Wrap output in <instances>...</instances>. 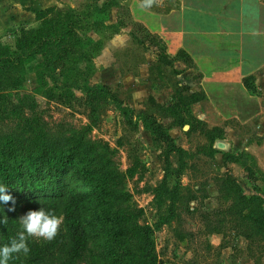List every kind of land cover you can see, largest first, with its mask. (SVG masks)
<instances>
[{
  "label": "rangeland",
  "instance_id": "1",
  "mask_svg": "<svg viewBox=\"0 0 264 264\" xmlns=\"http://www.w3.org/2000/svg\"><path fill=\"white\" fill-rule=\"evenodd\" d=\"M100 1L71 0L85 11L93 10ZM107 1L110 6L105 11L94 12L93 20L104 22L108 27L91 33L100 42L98 55L92 61L95 69L92 76H87L88 73L78 76L75 72L64 76L60 72L58 82L46 75L41 85L37 73L30 72L23 87L5 92L6 96L0 100V162L26 164L36 158L40 163L49 164L50 156H62L69 160L73 171L72 179H66L68 182H76L77 176L93 180L90 184L76 185L83 196V211L91 231L89 251L80 264H114L117 258L112 253L113 248L127 246L136 224L154 229L155 253L161 264H264L263 242L251 243L234 232H229L226 238L219 234L208 235L199 215L186 216L183 228L194 232L195 237L181 241L175 236L178 221L173 217L178 206L176 198L182 193L188 194L189 189H198L201 184L206 185L209 194L203 203V211L213 212L219 208V189L214 180L218 175L234 176L245 194L264 198L261 174L264 172V113L259 121L248 122L224 120L217 115L208 125L218 127L220 131L215 130L211 137L200 132L189 134L182 126L178 128L174 125L179 122L173 115V107L168 108L154 100L147 103L148 91L134 89L128 79V71L134 70L133 75H137L142 84L141 68L147 49L145 38L151 43L159 38L146 35L144 26L134 22L133 0ZM69 5L67 2L63 9ZM133 23L135 35L129 45L112 47L113 58L121 72L116 74L115 83L106 85L104 93L108 97L81 89L80 86L100 89L104 85L102 82L108 76L96 74L101 68L113 75L110 72H114L113 67L105 68L101 55L112 46L116 33ZM15 33L16 29L0 32V42L14 45ZM86 64L82 62L80 66L85 68ZM156 75L169 77L159 70H155ZM246 86L254 98L251 106L264 111V94L254 78L247 80ZM174 91L180 96H188L184 88L177 90L176 87ZM110 97L123 104L126 114ZM225 107L234 108L232 105ZM191 112L193 114L192 104ZM180 114L187 115L186 112ZM143 116L157 120L168 132L174 126L178 131L173 130L171 140L155 137L139 121ZM176 148H183L188 154L180 153ZM231 154L237 157L244 154L248 163L253 160L245 154L254 156L258 180L251 181L242 164L228 161L227 156ZM192 206L196 207L197 203ZM12 207L11 204H0V217L16 213L20 218L26 212V203L9 211ZM19 231L20 228L18 234ZM65 232L62 222L51 240L28 237L27 241L49 248L42 261L30 263L23 250L17 254L23 264H63L66 248L57 237ZM128 249L130 253L135 252L133 245ZM141 255L136 264L145 261ZM7 264H11L10 260Z\"/></svg>",
  "mask_w": 264,
  "mask_h": 264
},
{
  "label": "trees",
  "instance_id": "2",
  "mask_svg": "<svg viewBox=\"0 0 264 264\" xmlns=\"http://www.w3.org/2000/svg\"><path fill=\"white\" fill-rule=\"evenodd\" d=\"M109 6L110 2L106 1L102 7L97 5L91 11L72 7L67 9L54 7L38 11L40 21L38 28H22L14 45L0 42V100L6 96L5 92L23 87L30 72L37 73L41 85L44 84L46 75L53 82H58L60 72L64 76L70 72H75L78 76L84 73L92 76L95 72L92 61L98 55L100 42L95 40L91 33H97L106 26L104 22L93 20L94 12H103ZM82 62L87 63L85 68L80 66ZM80 88L99 96L108 95L104 93L106 85L100 89L85 86ZM187 95H179V103L170 106L175 109L173 115L179 122L174 125L182 127L189 125V134L200 132L209 137L215 130L220 131L218 127L210 128L206 122L192 114L191 104L200 97L195 94ZM110 99H113L118 108L126 114L127 110L119 100L114 97ZM182 112H186L187 115L180 114ZM139 121L143 122L145 128L155 137L171 140L170 132L157 120L143 116ZM176 149L180 153L188 154L183 148ZM243 155L237 157L231 154L227 156V160L242 164L248 171L251 181H257L255 173L258 168L254 167L256 166L254 156L245 154L253 160L252 164L248 163V159L246 160ZM68 163L69 160L62 156H50L49 164L40 163L36 158L34 162L29 160L26 164L19 161L13 163L1 161L0 184L8 187L15 208L21 203H26L25 214L29 210L43 206L54 210L57 215H62L66 232L57 238L66 248V259L63 264H80L87 257L91 231L83 211V196L78 192L76 185L90 184L93 180L85 178L83 174L85 180L82 176H77L76 182H68L66 179L73 175ZM261 174L264 180V172L261 171ZM214 180L219 189L220 207L213 212L203 211V203L209 195L205 184H201L198 189H189L188 194L182 193L176 198L178 206L173 217L178 221V226L174 229L175 236L181 241L194 238L195 233L183 226L186 216L199 215L208 235L219 234L226 238L229 232H234L244 236L251 243L256 241L264 243V198L261 195L245 194L234 176L218 175ZM173 190H176V187ZM13 201H9L8 204L13 205ZM193 203H197V206H192ZM0 218H7V224H0V247L10 246L13 239H18L19 217L12 213ZM153 234L154 229L151 226L136 224L128 237L127 246L113 248L112 253L117 258L114 264H136L135 261L141 254L145 257L141 264H161L155 253ZM131 245L134 246V253L128 251ZM27 246L29 251L23 252L30 263L42 261L49 251L47 246L36 242L27 241ZM121 250L124 252L121 253ZM9 260L11 264H23L17 253H13Z\"/></svg>",
  "mask_w": 264,
  "mask_h": 264
},
{
  "label": "crops",
  "instance_id": "3",
  "mask_svg": "<svg viewBox=\"0 0 264 264\" xmlns=\"http://www.w3.org/2000/svg\"><path fill=\"white\" fill-rule=\"evenodd\" d=\"M67 2L77 8L71 0H0V32L16 29L17 39L22 28L40 26L38 11L64 7ZM131 10L145 34L159 38L154 43L145 38L142 84L134 70L128 71L134 89L148 91L147 103L154 99L167 107L178 104L179 94L174 90L185 88L200 97L192 103L193 115L207 124L217 115L224 120H260L264 111L251 106L254 98L246 81L254 78L264 94V0H133ZM133 35L134 23L117 32L112 46L101 55L104 67L114 69L113 75L102 68L97 71L108 76L102 84L115 83L121 72L112 47L128 46ZM155 70L169 77L155 76ZM230 105L234 108L225 107ZM181 128L189 131L190 126Z\"/></svg>",
  "mask_w": 264,
  "mask_h": 264
},
{
  "label": "clouds",
  "instance_id": "4",
  "mask_svg": "<svg viewBox=\"0 0 264 264\" xmlns=\"http://www.w3.org/2000/svg\"><path fill=\"white\" fill-rule=\"evenodd\" d=\"M13 201V197L8 191V187L0 184V204L6 205ZM15 202L9 211H15ZM63 222V216L57 215L54 210L40 206L37 209L29 210L19 218L20 231L18 239H13L10 246L0 247V264H7L13 253L23 250L29 251L27 246L28 237L36 236L45 239H53ZM0 224H7V218H0Z\"/></svg>",
  "mask_w": 264,
  "mask_h": 264
}]
</instances>
